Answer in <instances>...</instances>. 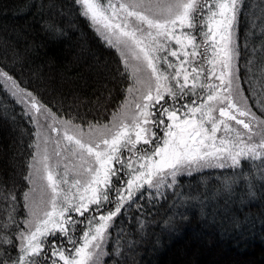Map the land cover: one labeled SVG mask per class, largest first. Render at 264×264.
Listing matches in <instances>:
<instances>
[{"label":"snow or ice","instance_id":"1","mask_svg":"<svg viewBox=\"0 0 264 264\" xmlns=\"http://www.w3.org/2000/svg\"><path fill=\"white\" fill-rule=\"evenodd\" d=\"M71 7L117 49V72L129 82L123 99L111 109L98 100L88 119L65 108L66 98L46 100L18 78L10 65L22 61L14 50L9 57L5 42L0 87L32 125V142L25 186L0 183V264H105L124 255L119 244L110 252L109 241L114 229L124 235L128 214L143 240L157 202L174 197L162 221L172 227L186 217L178 209L200 199L181 190L185 173L229 169L216 194L240 188L264 200V0L252 24L260 21V47L252 45L243 71L245 0H71ZM43 29L63 33L51 20ZM136 243L127 241L129 252Z\"/></svg>","mask_w":264,"mask_h":264},{"label":"trees","instance_id":"2","mask_svg":"<svg viewBox=\"0 0 264 264\" xmlns=\"http://www.w3.org/2000/svg\"><path fill=\"white\" fill-rule=\"evenodd\" d=\"M260 3L261 0H245L246 7L240 15L241 45L244 37H249V48L241 49L242 71L252 45L260 47V21L255 20L257 26L252 27L253 13L260 15ZM49 4L56 7L50 9ZM70 5L71 0H0V59L7 42L9 57L14 50L22 61L10 65L18 78L40 89L46 100L66 98L65 108L73 105L81 115L87 113V118L92 119L98 100L111 109L123 99V89L129 81L117 72L123 71L117 49L104 42L77 7L69 10ZM47 20L54 21L63 33L45 31ZM19 113L20 106L0 87V183L11 186L14 181L23 188L32 125L21 120ZM21 129L25 130L23 134ZM229 171L206 170L180 176L181 190L200 195V199L179 208L186 217L177 216L172 227L162 221L171 214L174 197L157 202L148 217L151 220L155 216L156 222L149 226L143 240L134 234L139 228L128 214L127 222L122 223L124 235L114 229L109 241L110 252L115 253L119 244L124 255L106 257L105 264H264V200L259 194L249 200L240 188L230 194H216V185ZM233 218L243 226L235 227ZM129 239L137 241L133 252H129Z\"/></svg>","mask_w":264,"mask_h":264},{"label":"rangeland","instance_id":"3","mask_svg":"<svg viewBox=\"0 0 264 264\" xmlns=\"http://www.w3.org/2000/svg\"><path fill=\"white\" fill-rule=\"evenodd\" d=\"M170 59H173L174 60V58H171L170 57ZM54 135V134H53ZM206 170H223V169H204V170H201V171H206ZM227 170V169H226ZM201 171H196V172H201ZM193 173H195V172H193ZM185 174H187V173H185ZM179 178V177H178ZM105 259H106V257H105Z\"/></svg>","mask_w":264,"mask_h":264}]
</instances>
